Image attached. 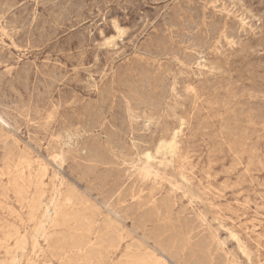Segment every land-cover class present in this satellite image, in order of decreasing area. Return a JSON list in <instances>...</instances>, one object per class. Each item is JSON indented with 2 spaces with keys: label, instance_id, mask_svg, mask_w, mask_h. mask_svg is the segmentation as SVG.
Segmentation results:
<instances>
[{
  "label": "rangeland",
  "instance_id": "374dc122",
  "mask_svg": "<svg viewBox=\"0 0 264 264\" xmlns=\"http://www.w3.org/2000/svg\"><path fill=\"white\" fill-rule=\"evenodd\" d=\"M0 120V264H264V0H0Z\"/></svg>",
  "mask_w": 264,
  "mask_h": 264
},
{
  "label": "bare ground",
  "instance_id": "6f19581e",
  "mask_svg": "<svg viewBox=\"0 0 264 264\" xmlns=\"http://www.w3.org/2000/svg\"><path fill=\"white\" fill-rule=\"evenodd\" d=\"M1 121V120H0ZM174 138H175V134L172 136V138H171V140H170V144H172V145H174V143H175V140H174ZM148 237V236H147ZM143 240V239H142ZM144 241H145V239H144ZM155 243V242H154ZM159 244V243H158ZM157 245V244H156ZM161 245V244H160ZM158 246V245H157ZM156 246V247H157ZM163 246V245H162ZM159 247V246H158ZM163 248V247H162ZM158 249V248H157ZM156 251V250H155ZM152 252V251H151ZM154 253V252H153ZM164 253V252H163ZM162 253V254H163ZM161 254V255H162ZM154 255V254H153ZM155 257V256H154ZM160 259V258H159ZM160 262V261H159ZM171 262V261H170ZM163 263V262H162ZM146 264V263H145Z\"/></svg>",
  "mask_w": 264,
  "mask_h": 264
}]
</instances>
